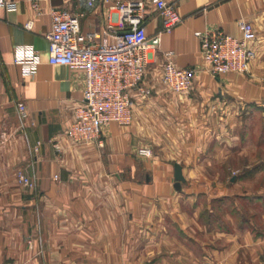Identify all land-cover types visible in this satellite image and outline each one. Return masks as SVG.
<instances>
[{
	"label": "crops",
	"instance_id": "1",
	"mask_svg": "<svg viewBox=\"0 0 264 264\" xmlns=\"http://www.w3.org/2000/svg\"><path fill=\"white\" fill-rule=\"evenodd\" d=\"M11 1L17 10L0 6V264H264V210H256L264 184L253 181L264 173V0H167L182 21L152 58L151 92L133 91V123L107 124L102 147L72 144L65 134L85 75L49 63L50 10L81 14L82 33L109 25L118 33L111 7L127 0ZM240 20L254 26L250 71L211 75L195 32L239 36ZM143 24L148 34L164 25L152 0ZM26 45L39 53L34 76L14 63ZM169 51L179 67L196 68L189 93L163 82ZM143 147L153 154L139 155ZM18 171L36 189L20 184Z\"/></svg>",
	"mask_w": 264,
	"mask_h": 264
},
{
	"label": "built area",
	"instance_id": "2",
	"mask_svg": "<svg viewBox=\"0 0 264 264\" xmlns=\"http://www.w3.org/2000/svg\"><path fill=\"white\" fill-rule=\"evenodd\" d=\"M147 0H127L118 2L111 9L120 20L122 32H115L109 25L104 32L82 33L81 14L66 9L51 8V29L47 34L49 42L48 61L52 65H65L84 72L85 86L83 98L74 110L73 120L65 130L72 144L103 146V128L116 122L122 126L133 123V91L140 95L150 94L145 78L153 56L159 51L162 37L171 32L182 21L178 11L167 0H152L164 16V25L153 34H148L143 24ZM0 6L15 11L16 1L0 0ZM37 15L42 14L38 3L33 4ZM33 21L25 24L33 27ZM239 36L221 29L197 31L201 41L203 67L213 76L227 73L246 74L257 57L254 45V26L247 20L238 21ZM173 52L166 53L163 65V82L177 93H189L196 72L194 67H179L172 59ZM14 63L21 65L26 75L34 76L40 63L39 53L29 45L16 49ZM19 117H27V106L17 103ZM57 153L63 151L61 140L53 139ZM138 154L150 157L148 147L138 150ZM20 184L36 189V180L18 171Z\"/></svg>",
	"mask_w": 264,
	"mask_h": 264
},
{
	"label": "water",
	"instance_id": "3",
	"mask_svg": "<svg viewBox=\"0 0 264 264\" xmlns=\"http://www.w3.org/2000/svg\"><path fill=\"white\" fill-rule=\"evenodd\" d=\"M175 180L176 188L181 189L182 182L184 181V175L182 171V166L178 163L175 164Z\"/></svg>",
	"mask_w": 264,
	"mask_h": 264
},
{
	"label": "rangeland",
	"instance_id": "4",
	"mask_svg": "<svg viewBox=\"0 0 264 264\" xmlns=\"http://www.w3.org/2000/svg\"><path fill=\"white\" fill-rule=\"evenodd\" d=\"M261 178H258V179H262L263 181H264V173H263V175L262 176H260ZM262 180H253L255 183H254V186L256 185H260V184H264V182H261ZM243 206L246 208V209H248V207H251V205H249V203L248 202H244L243 203ZM250 210V209H249ZM257 211H259V212H262L263 210H264V206L263 205H260L259 206V208L258 209H256Z\"/></svg>",
	"mask_w": 264,
	"mask_h": 264
}]
</instances>
